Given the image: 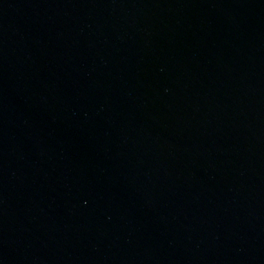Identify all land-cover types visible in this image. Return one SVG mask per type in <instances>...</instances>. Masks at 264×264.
I'll use <instances>...</instances> for the list:
<instances>
[{"label": "water", "instance_id": "1", "mask_svg": "<svg viewBox=\"0 0 264 264\" xmlns=\"http://www.w3.org/2000/svg\"><path fill=\"white\" fill-rule=\"evenodd\" d=\"M0 264H264V0H0Z\"/></svg>", "mask_w": 264, "mask_h": 264}]
</instances>
